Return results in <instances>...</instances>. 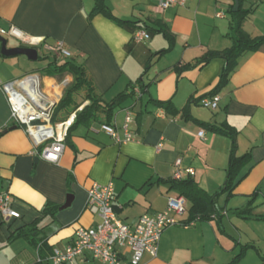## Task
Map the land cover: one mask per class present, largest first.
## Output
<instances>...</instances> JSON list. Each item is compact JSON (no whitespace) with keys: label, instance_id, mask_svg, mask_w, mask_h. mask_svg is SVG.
<instances>
[{"label":"crops","instance_id":"0c3cea01","mask_svg":"<svg viewBox=\"0 0 264 264\" xmlns=\"http://www.w3.org/2000/svg\"><path fill=\"white\" fill-rule=\"evenodd\" d=\"M96 2L0 0L1 29L14 26L42 41L35 49L36 62L45 63L44 75L31 74L40 75L45 83L67 77L73 82L71 74L59 79L46 71L53 61H73L86 69L103 103L128 93L139 81L145 87L141 97L127 98L115 109L109 124L124 137L131 114L134 141L116 143L102 130L108 116L100 112L71 132L56 165L37 156L24 130L12 122L0 89V193L12 197V208L20 214L19 219L6 220L0 213V264H51L54 250L64 251L79 227L97 226L99 218L87 209L94 183L113 185L114 207L126 224L163 212L169 198L181 196L166 183L173 180L178 159L183 168L194 170L193 180L214 198V208L208 220L192 222L193 203L185 198V212L175 217L179 225L163 233L158 257L145 255L141 264H264V44L238 59L217 94L220 103L215 111L203 108L201 100L212 97L209 93L227 60L199 64L211 52L232 48L234 14L240 9L242 30L252 39H264V0L238 1L237 12L235 0H188L184 7L168 9L161 8L163 0H104L110 14L125 24L105 13L93 14ZM162 29L174 38L173 46ZM139 30H146L150 40L135 42ZM8 41V49L32 48ZM57 41L66 44L71 59L47 48ZM19 58L2 54L0 42V84L29 75H14ZM85 96L84 89L74 96L79 106L75 112H55V123L77 117L90 105ZM159 103H171L173 113L167 114ZM210 125L235 133V157H246L231 191L225 188L233 140L213 132ZM68 201L70 205L62 209ZM48 205L60 207L55 217L43 216ZM38 219L36 243L12 238ZM74 264L101 263L87 253Z\"/></svg>","mask_w":264,"mask_h":264},{"label":"built area","instance_id":"2783aa9c","mask_svg":"<svg viewBox=\"0 0 264 264\" xmlns=\"http://www.w3.org/2000/svg\"><path fill=\"white\" fill-rule=\"evenodd\" d=\"M188 0H163L162 9L184 7ZM0 36L14 39L32 48L41 45L42 41L30 38L26 33L11 26L7 31L0 28ZM151 36L144 30L136 31L134 41L137 43L150 40ZM58 57L71 59L72 53L63 41H57L53 47H47ZM72 78L47 84L38 74H29L19 81L0 84L11 111L12 122L24 130L31 140L37 156L51 164H59L66 149L69 130L74 124L76 114L71 115L63 123L54 121L55 112L61 103L66 89L71 85ZM135 96L141 97L140 88L135 89ZM220 96L215 95L201 100L203 108L215 111L219 108ZM128 113L121 137L115 127L102 125V130L112 137L116 143L134 141ZM204 132L199 136L203 137ZM193 169H185L182 160L175 162L173 180L181 182L193 178ZM115 192L112 184L94 183L88 190L87 209L96 215L100 223L95 227H79L73 241L64 251L54 250L50 257L51 264H74L79 258L89 253L101 264H141L143 257H158L159 244L165 230L179 225L177 215L185 212L184 196L169 198L167 208L156 214H144L138 221L129 225L117 215ZM0 213L4 219H19L20 214L12 208V197L8 193H0Z\"/></svg>","mask_w":264,"mask_h":264},{"label":"trees","instance_id":"16d2710c","mask_svg":"<svg viewBox=\"0 0 264 264\" xmlns=\"http://www.w3.org/2000/svg\"><path fill=\"white\" fill-rule=\"evenodd\" d=\"M236 1V0H235ZM241 3V0H237ZM105 13L110 18L115 19L108 9L104 5V0H97L96 6L93 10V14ZM236 19L235 23L232 27V40L233 46L231 49L225 52H211L207 54L204 58L199 61V64L205 65L210 62L214 58H224L227 60V65L223 69L222 74L219 78V82L217 86L209 93V96H215L219 93V91L226 86L229 81V77L231 73L234 71L238 59L246 52L257 51L259 47L264 44L263 38L252 39L242 30V23L244 20L243 13L240 9L239 12L234 14ZM119 24H125L122 21L115 19ZM146 31V30H144ZM162 32L165 33V37L169 41L170 46L174 44V38L169 34L167 30L162 29ZM48 73L59 77L62 79L66 74H71L73 77V82L67 88L64 93V97L57 107L56 112L60 110L67 109L72 110L71 112H75L79 106L74 103V96L78 94L81 90L86 91L85 100L90 102V105L85 107L81 112L77 113V117L71 129L69 130L67 141L70 137L71 132L81 125H88L90 122L96 119L97 114L100 112L105 113L108 116V123L111 124L112 116L116 108L120 106V104L127 98L134 97L135 89L140 88L141 92H145V87L142 82H137L135 85L131 86L128 93L121 94L118 96L113 102L106 104L101 101L99 96L95 93L93 84L88 79L87 71L83 66H79L73 61H65L61 64L57 62H51L48 66ZM206 97V96H205ZM74 106L73 108H71ZM159 108L165 110V112L173 113V106L171 103H159ZM55 120V119H54ZM210 130L215 133L228 135L233 140V145L231 147V156L229 160V175L226 184L225 190L231 191L233 187V180L238 170L244 165L243 162L246 160V157L236 158L235 157V133L226 128L208 126ZM166 183L171 185V188L178 190L182 196H184L187 200H190L193 203L192 207V222L197 220H208L210 218V212H212L214 208V198L207 194L204 190L199 188L198 184L193 180V178H188L181 182H176L174 180L166 181ZM1 185V178H0ZM60 207L56 205H48L44 211L42 212L43 216H51L55 217L56 213L59 211ZM41 222L40 219L35 221L30 227L19 229L12 238H25L30 240L31 242L36 243L37 238L39 236L40 230L38 224ZM41 250V248H40ZM242 256V255H241ZM240 256V257H241ZM239 257V258H240ZM237 262V261H236ZM232 264H235L232 263Z\"/></svg>","mask_w":264,"mask_h":264},{"label":"water","instance_id":"95a60500","mask_svg":"<svg viewBox=\"0 0 264 264\" xmlns=\"http://www.w3.org/2000/svg\"><path fill=\"white\" fill-rule=\"evenodd\" d=\"M239 2L235 1L234 12L238 11ZM1 42V52L6 56H26L30 61L36 62L39 58L38 51L34 48H23V47H16L13 49H8V39L5 37L0 36ZM70 205V201L67 202L66 205L62 207V209L67 208Z\"/></svg>","mask_w":264,"mask_h":264},{"label":"rangeland","instance_id":"374dc122","mask_svg":"<svg viewBox=\"0 0 264 264\" xmlns=\"http://www.w3.org/2000/svg\"><path fill=\"white\" fill-rule=\"evenodd\" d=\"M11 44H16L15 42H11ZM19 67L17 70H15L14 75H26V74H31V73H39L40 75H44V73H42V69L45 67V63L44 62H33L30 61L27 57L25 56H21V58H19Z\"/></svg>","mask_w":264,"mask_h":264}]
</instances>
